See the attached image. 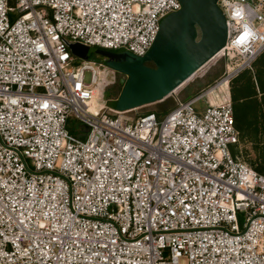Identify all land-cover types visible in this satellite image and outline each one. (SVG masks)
I'll list each match as a JSON object with an SVG mask.
<instances>
[{
	"label": "built area",
	"instance_id": "obj_1",
	"mask_svg": "<svg viewBox=\"0 0 264 264\" xmlns=\"http://www.w3.org/2000/svg\"><path fill=\"white\" fill-rule=\"evenodd\" d=\"M216 5L225 74L158 117L91 109L103 66L69 45L142 58L179 0H0V264H264L222 84L264 53V0Z\"/></svg>",
	"mask_w": 264,
	"mask_h": 264
},
{
	"label": "water",
	"instance_id": "obj_2",
	"mask_svg": "<svg viewBox=\"0 0 264 264\" xmlns=\"http://www.w3.org/2000/svg\"><path fill=\"white\" fill-rule=\"evenodd\" d=\"M179 2L181 9L161 20L157 38L144 57L124 51L103 53L110 62L109 69L126 77L117 111L163 101L223 48L226 25L217 0ZM69 50L77 59L86 61L89 48L75 44L69 45Z\"/></svg>",
	"mask_w": 264,
	"mask_h": 264
},
{
	"label": "rangeland",
	"instance_id": "obj_3",
	"mask_svg": "<svg viewBox=\"0 0 264 264\" xmlns=\"http://www.w3.org/2000/svg\"><path fill=\"white\" fill-rule=\"evenodd\" d=\"M105 51L98 48H90L86 61L101 64V81L98 88H95V96L92 108L97 104L106 103V106L117 110V100L122 91V85L126 78L116 72L109 71L110 62L104 58ZM119 52V51H118ZM226 57L217 55L199 70L193 79L180 88L176 96L185 99L190 95L213 85L214 81L223 77L226 70ZM75 64H80L79 60ZM89 73L85 75L88 82ZM229 97L233 105H239V113L235 116L236 128L240 136V151L238 157L248 167L264 175V53L256 60L251 71H246L233 77L229 84ZM220 97V95H219ZM218 100L221 101L219 98ZM209 99L204 103L208 104ZM218 103L217 99H214ZM203 102L198 106L203 107ZM175 106L174 98H169L162 104H152L140 108L136 114L141 115L147 112L165 114Z\"/></svg>",
	"mask_w": 264,
	"mask_h": 264
},
{
	"label": "trees",
	"instance_id": "obj_4",
	"mask_svg": "<svg viewBox=\"0 0 264 264\" xmlns=\"http://www.w3.org/2000/svg\"><path fill=\"white\" fill-rule=\"evenodd\" d=\"M195 77V76H194ZM194 77H192V78H190V80L188 81V82H190ZM188 82H186L185 84H187ZM184 84V85H185ZM183 85V86H184ZM183 86H181L180 88H182ZM179 88V89H180ZM175 93H177V92H175ZM174 93V94H175ZM171 97V95L168 97V98H166V99H164L163 101H160V102H157L156 104H162V103H164L166 100H168L169 98ZM233 110H234V115L235 116H237L238 115V113H239V105L236 103V102H234L233 103ZM153 113V112H152ZM155 113V112H154ZM158 117H160V116H162V115H164V114H161V113H155ZM234 116V117H235Z\"/></svg>",
	"mask_w": 264,
	"mask_h": 264
},
{
	"label": "bare ground",
	"instance_id": "obj_5",
	"mask_svg": "<svg viewBox=\"0 0 264 264\" xmlns=\"http://www.w3.org/2000/svg\"><path fill=\"white\" fill-rule=\"evenodd\" d=\"M218 55H219V54H218ZM216 56H217V55H215V57H216ZM215 57H214V58H215ZM214 58H212V59H214ZM212 59H211V60H212ZM211 60H210V61H211ZM210 61H209V62H210ZM204 66H205V65H204ZM204 66H203V67H204ZM203 67H202V68H203ZM202 68H201V69H202ZM222 84H223L224 87H228L227 79L224 80V81L222 82ZM172 95H173V93H172ZM94 96H95V90H94ZM94 96H93V99L89 102L90 107H91V105H92V103H93ZM151 105H152V104H151ZM91 109H93V108L91 107Z\"/></svg>",
	"mask_w": 264,
	"mask_h": 264
},
{
	"label": "flooded vegetation",
	"instance_id": "obj_6",
	"mask_svg": "<svg viewBox=\"0 0 264 264\" xmlns=\"http://www.w3.org/2000/svg\"><path fill=\"white\" fill-rule=\"evenodd\" d=\"M145 65H147V66H150V67H153L151 64H145ZM121 75V74H120ZM125 77V76H124ZM126 78V77H125Z\"/></svg>",
	"mask_w": 264,
	"mask_h": 264
}]
</instances>
